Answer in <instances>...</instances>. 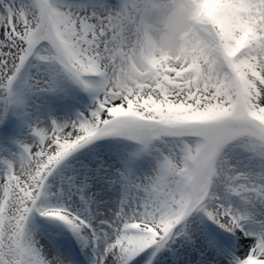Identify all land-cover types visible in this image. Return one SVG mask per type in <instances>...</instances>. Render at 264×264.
I'll return each mask as SVG.
<instances>
[{
    "label": "snow or ice",
    "instance_id": "6c2138e0",
    "mask_svg": "<svg viewBox=\"0 0 264 264\" xmlns=\"http://www.w3.org/2000/svg\"><path fill=\"white\" fill-rule=\"evenodd\" d=\"M0 264H264V0H0Z\"/></svg>",
    "mask_w": 264,
    "mask_h": 264
}]
</instances>
